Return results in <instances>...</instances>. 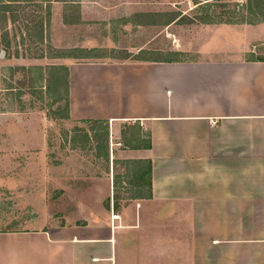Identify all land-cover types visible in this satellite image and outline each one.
<instances>
[{"label":"crops","instance_id":"crops-1","mask_svg":"<svg viewBox=\"0 0 264 264\" xmlns=\"http://www.w3.org/2000/svg\"><path fill=\"white\" fill-rule=\"evenodd\" d=\"M130 58L67 64V120L106 125L90 217L0 228V264H264V58Z\"/></svg>","mask_w":264,"mask_h":264},{"label":"rangeland","instance_id":"rangeland-1","mask_svg":"<svg viewBox=\"0 0 264 264\" xmlns=\"http://www.w3.org/2000/svg\"><path fill=\"white\" fill-rule=\"evenodd\" d=\"M79 1L0 0V228L73 224L94 207L89 177L103 174L106 146L101 154L93 130L105 138L106 125L67 120L70 61H123L143 48L170 60L264 58V0H86L107 10L85 21ZM175 10L188 17L152 24L166 23ZM87 39L100 46L92 57L82 53ZM84 159L93 166L81 175ZM45 164L55 167L47 173ZM129 185L120 189L132 192Z\"/></svg>","mask_w":264,"mask_h":264},{"label":"trees","instance_id":"trees-1","mask_svg":"<svg viewBox=\"0 0 264 264\" xmlns=\"http://www.w3.org/2000/svg\"><path fill=\"white\" fill-rule=\"evenodd\" d=\"M5 7L9 9L10 4H8ZM162 13H164V12H162ZM171 13L172 14L170 15V17L166 20V23L164 21L157 22V23H155L154 21H152V23H154V24L170 25L171 23H173L175 21L176 22H179L182 19L188 17V16H186L185 14H183L182 12H180L178 10L177 11L175 10V12H171ZM155 14H159V13L158 12H153L151 15L154 17ZM141 15H143V13H141ZM172 15H173V17H172ZM148 21H146V22L143 21V23H149ZM140 23H141V21H140ZM40 39H42V36H41ZM161 54H163V52L162 51H159V50L142 49V50H140L139 54H137V55H135L133 57V59L146 60V61H174V60L176 61V60H178V59H172V60H170V59H167V58H163V56H161ZM61 56H65V54H62ZM131 56H132V54L129 53L127 55H124L123 57L124 58H127V57H131ZM149 184H150V181H149Z\"/></svg>","mask_w":264,"mask_h":264},{"label":"built area","instance_id":"built-area-1","mask_svg":"<svg viewBox=\"0 0 264 264\" xmlns=\"http://www.w3.org/2000/svg\"><path fill=\"white\" fill-rule=\"evenodd\" d=\"M113 217L114 218H119L120 217V214H113Z\"/></svg>","mask_w":264,"mask_h":264},{"label":"water","instance_id":"water-1","mask_svg":"<svg viewBox=\"0 0 264 264\" xmlns=\"http://www.w3.org/2000/svg\"><path fill=\"white\" fill-rule=\"evenodd\" d=\"M4 53H5V51L3 50V51L1 52V54L4 55Z\"/></svg>","mask_w":264,"mask_h":264}]
</instances>
